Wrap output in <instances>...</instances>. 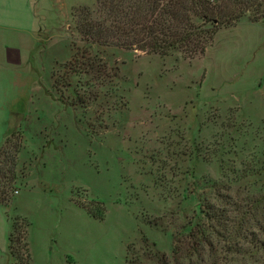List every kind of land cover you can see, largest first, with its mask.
<instances>
[{"label":"rangeland","instance_id":"374dc122","mask_svg":"<svg viewBox=\"0 0 264 264\" xmlns=\"http://www.w3.org/2000/svg\"><path fill=\"white\" fill-rule=\"evenodd\" d=\"M33 5L37 21L0 34V110L26 116L2 157L26 215L12 203L11 255L0 208V264H264V20L246 14L189 59L83 41L72 11L96 0ZM78 49L117 77L72 73ZM246 228L251 257L221 250ZM193 233L205 247L187 252Z\"/></svg>","mask_w":264,"mask_h":264},{"label":"trees","instance_id":"16d2710c","mask_svg":"<svg viewBox=\"0 0 264 264\" xmlns=\"http://www.w3.org/2000/svg\"><path fill=\"white\" fill-rule=\"evenodd\" d=\"M246 14H249L252 22L263 21L264 0H223L219 4L216 0H96L94 9L81 6L73 11V16L77 19L78 33L85 42L108 44L164 56L181 53L189 59L203 55L219 30L235 26ZM194 17H197L202 24H197ZM67 68L72 73L82 72L87 76L93 75L102 81V86L109 81L111 83L112 79L117 77L111 74L107 64L94 58L88 49H78L72 60L68 62ZM93 92L95 91H89L90 98L97 99L100 92L96 91L95 94ZM82 101L85 100L82 98ZM16 134L13 132L0 148V204L5 205L10 203L7 182L16 180V175L10 170L8 176L9 171L5 170L6 164L4 160L2 161V157L7 153L4 150L5 146ZM20 148L16 146L17 153ZM19 219V217L13 218V229L9 238L11 255H14L12 250ZM204 225L212 229L215 227V224L206 222ZM27 229L24 231L25 236ZM262 230L264 236V226ZM227 232L228 244L221 250H225L227 245H234L236 248H227L228 253L251 257L253 251L243 248L240 243L242 239L252 236V232L249 233L247 228L235 234L229 230ZM190 238L195 239L192 244L188 242L186 246L187 242H185V245L181 246L186 248L187 252L198 248L197 245L199 246L200 243V246L205 247L203 243L206 240L202 243L195 233ZM173 241L172 253L176 255L179 253L176 237ZM258 243L259 246L255 247L256 252H259L264 259V240H258ZM25 248L28 249L27 244Z\"/></svg>","mask_w":264,"mask_h":264},{"label":"crops","instance_id":"0c3cea01","mask_svg":"<svg viewBox=\"0 0 264 264\" xmlns=\"http://www.w3.org/2000/svg\"><path fill=\"white\" fill-rule=\"evenodd\" d=\"M34 3H36V0H0V34L7 33L6 31L16 30L22 27L28 22L29 19L31 22L37 21L35 7L33 5ZM73 11H72V19L74 20ZM30 33L32 35L35 34L32 27L30 29ZM6 49H7L8 60L12 62H17L20 57L19 51L13 47H9L8 45L6 46ZM73 53H74V48H73ZM23 120H26V116L22 111H20V113L18 112L11 113L8 110H0V148L13 132L18 131L19 127L21 128L22 126L21 122ZM22 162L23 160L21 153L19 156V165L22 164ZM20 195H21V190L17 191L16 197L14 198V200H12L13 202H10L8 205L0 204V208L5 211L6 224L9 228L8 248L6 253L10 252L9 238L13 229V221L11 220V215H10L12 205L15 204L14 211H16L17 214L26 215L20 210V206L18 202V198L20 197ZM29 238H30V229L28 233V242H29ZM29 248H30V244H29Z\"/></svg>","mask_w":264,"mask_h":264}]
</instances>
